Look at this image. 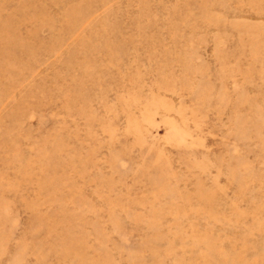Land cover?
<instances>
[{
    "label": "rangeland",
    "instance_id": "obj_1",
    "mask_svg": "<svg viewBox=\"0 0 264 264\" xmlns=\"http://www.w3.org/2000/svg\"><path fill=\"white\" fill-rule=\"evenodd\" d=\"M0 264H264V0H0Z\"/></svg>",
    "mask_w": 264,
    "mask_h": 264
}]
</instances>
